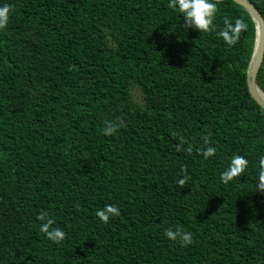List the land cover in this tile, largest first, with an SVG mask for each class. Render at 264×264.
Instances as JSON below:
<instances>
[{
  "label": "trees",
  "instance_id": "obj_1",
  "mask_svg": "<svg viewBox=\"0 0 264 264\" xmlns=\"http://www.w3.org/2000/svg\"><path fill=\"white\" fill-rule=\"evenodd\" d=\"M250 2L264 22V0ZM2 3L0 264H264V108L246 86L254 28L240 3L217 0L208 33L184 30L168 0ZM224 16L248 25L232 47L216 35ZM255 82L264 93V47ZM107 121L124 126L104 136ZM202 135L217 148L207 160ZM233 154L247 171L223 183ZM104 204L120 208L106 224ZM41 211L64 240L39 231ZM177 226L193 244L164 236Z\"/></svg>",
  "mask_w": 264,
  "mask_h": 264
},
{
  "label": "clouds",
  "instance_id": "obj_2",
  "mask_svg": "<svg viewBox=\"0 0 264 264\" xmlns=\"http://www.w3.org/2000/svg\"><path fill=\"white\" fill-rule=\"evenodd\" d=\"M168 7L178 16L182 17L181 27L184 30L194 29L199 33H208L216 28L214 23L218 12L217 0H168ZM11 6L7 3L0 4V30L6 28L9 22ZM223 27L217 32V37L228 47L234 46L241 37V33L247 30V23L243 19L224 16L222 18ZM123 121H107L102 129L104 136L114 135L121 127ZM193 144L188 143L183 149L185 152L193 151ZM180 150V145H177ZM203 159L207 160L217 153V148L209 142L207 135L201 136V146L197 148ZM246 156L233 154L227 161V165L219 174L221 182L228 183L235 177H241L248 167ZM257 188L258 192L264 190V155L258 159ZM181 175L176 179V184L181 188L188 180L186 169L181 168ZM95 216L101 223H108L113 217L120 216V208L116 204H104L95 211ZM37 219L40 221L39 231L52 243H59L65 238V231L56 225V220L47 212L41 211ZM164 236L172 242L185 247L193 244V233L182 230L179 226L164 229Z\"/></svg>",
  "mask_w": 264,
  "mask_h": 264
},
{
  "label": "water",
  "instance_id": "obj_3",
  "mask_svg": "<svg viewBox=\"0 0 264 264\" xmlns=\"http://www.w3.org/2000/svg\"><path fill=\"white\" fill-rule=\"evenodd\" d=\"M240 3L249 14L254 28L252 50L245 67V81L252 98L264 108V93L255 82V73L260 64L264 47V22L256 7L250 0H235Z\"/></svg>",
  "mask_w": 264,
  "mask_h": 264
}]
</instances>
